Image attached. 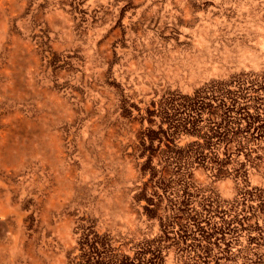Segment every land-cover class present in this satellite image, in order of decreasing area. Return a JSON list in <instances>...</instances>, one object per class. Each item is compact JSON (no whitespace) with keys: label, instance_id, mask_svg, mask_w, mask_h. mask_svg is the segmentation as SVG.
I'll list each match as a JSON object with an SVG mask.
<instances>
[{"label":"rangeland","instance_id":"374dc122","mask_svg":"<svg viewBox=\"0 0 264 264\" xmlns=\"http://www.w3.org/2000/svg\"><path fill=\"white\" fill-rule=\"evenodd\" d=\"M0 146V264H264V0H0Z\"/></svg>","mask_w":264,"mask_h":264},{"label":"water","instance_id":"95a60500","mask_svg":"<svg viewBox=\"0 0 264 264\" xmlns=\"http://www.w3.org/2000/svg\"><path fill=\"white\" fill-rule=\"evenodd\" d=\"M241 165H242V164H241ZM241 176L244 177L245 175H244L243 173H241V174H240V177H241ZM207 178H208V179H207V180H208V183H207L208 188H209V189H214V187L217 186V182H218V180L215 179V178H211V177H209V176H207ZM244 251H245V252L249 251V248L246 247V248L244 249ZM247 263H248V262H246V264H247Z\"/></svg>","mask_w":264,"mask_h":264},{"label":"bare ground","instance_id":"6f19581e","mask_svg":"<svg viewBox=\"0 0 264 264\" xmlns=\"http://www.w3.org/2000/svg\"><path fill=\"white\" fill-rule=\"evenodd\" d=\"M2 3H3V2H2ZM8 145H9V142L6 141L5 144L2 145V146H6V147H8ZM2 146H0V153H1V150H5ZM7 150H8V149H7ZM7 150H5V153H6V154H9V152H8ZM4 208H5V207H3V206L0 207V215L3 216V217L6 216V213H7L6 210H5ZM1 216H0V217H1ZM0 236H1V235H0ZM9 261H10V260H9Z\"/></svg>","mask_w":264,"mask_h":264}]
</instances>
